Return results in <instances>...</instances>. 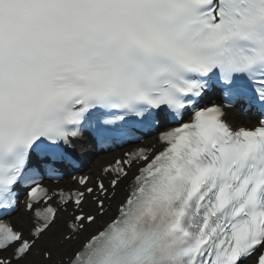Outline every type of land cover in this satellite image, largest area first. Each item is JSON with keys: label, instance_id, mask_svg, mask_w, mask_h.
Listing matches in <instances>:
<instances>
[{"label": "snow or ice", "instance_id": "snow-or-ice-1", "mask_svg": "<svg viewBox=\"0 0 264 264\" xmlns=\"http://www.w3.org/2000/svg\"><path fill=\"white\" fill-rule=\"evenodd\" d=\"M0 264H264V0H0Z\"/></svg>", "mask_w": 264, "mask_h": 264}, {"label": "bare ground", "instance_id": "bare-ground-1", "mask_svg": "<svg viewBox=\"0 0 264 264\" xmlns=\"http://www.w3.org/2000/svg\"><path fill=\"white\" fill-rule=\"evenodd\" d=\"M231 116L235 117L234 112H232L230 114ZM238 119V118H237ZM240 120V119H238ZM90 160L87 159V165L86 168H88V170L92 173L95 171V169L97 168V166L99 164H102L104 161H101L102 159H98L96 157H90Z\"/></svg>", "mask_w": 264, "mask_h": 264}]
</instances>
